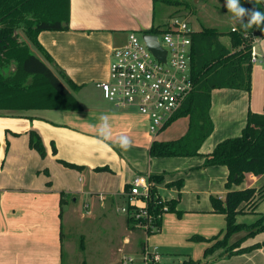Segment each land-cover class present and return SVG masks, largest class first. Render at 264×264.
<instances>
[{
  "label": "crops",
  "instance_id": "obj_1",
  "mask_svg": "<svg viewBox=\"0 0 264 264\" xmlns=\"http://www.w3.org/2000/svg\"><path fill=\"white\" fill-rule=\"evenodd\" d=\"M155 5L153 0H70L69 30L38 35L39 43L53 60L49 66L78 86L73 93L78 98L81 95L83 100H78L82 111H0V117L7 120L0 126L4 129L0 155V264H120L124 255L139 258L145 247H152L155 237L170 234L171 228L164 221L167 216L172 217L169 220L178 234L158 244L161 249L194 244L190 240L196 235L210 239L223 230H219V220L223 223L225 216L213 213L211 196L224 199L229 172L224 166L202 169L204 155L221 141L239 137L249 112L263 113L264 71L257 72L259 77L252 71L250 93L234 89L212 92L210 117L214 132L202 146V156L160 158L161 166L154 170L155 158L149 157L151 168L139 167L132 156H149L151 144L157 141L148 131V121L135 111L109 105L97 83L109 74L113 50L126 46L130 33L151 34ZM222 37L220 42L231 49L230 37L228 45ZM102 115L108 117L106 124L101 123ZM30 131L41 137L45 158L30 148ZM121 137H127L129 147H122ZM61 161L84 169L68 168ZM154 174L166 175L162 184L153 187L167 201L163 194L169 191L170 200H178L176 209L182 213L180 218L177 213L163 214L161 231L147 237L134 224H128L118 208L126 201L124 193L136 176ZM180 180L184 181L181 189L167 186ZM263 186L264 175L248 174L240 186L232 189ZM78 201L84 204L77 207ZM255 213L256 220L257 214H264V201ZM67 222H80L85 230L80 245L64 242ZM139 235L144 236L143 243L138 242ZM263 243L264 237L259 234L243 247ZM211 245L200 243L201 260L183 255L200 264L228 260L219 258L223 250L204 258L205 249ZM158 252L162 258L182 255L176 250Z\"/></svg>",
  "mask_w": 264,
  "mask_h": 264
},
{
  "label": "trees",
  "instance_id": "obj_2",
  "mask_svg": "<svg viewBox=\"0 0 264 264\" xmlns=\"http://www.w3.org/2000/svg\"><path fill=\"white\" fill-rule=\"evenodd\" d=\"M154 3H173L172 0H153ZM245 8L256 7L264 11V0H240ZM70 0H0V111L29 112L39 110L82 111L80 102L73 92L78 89L66 76H58L49 66L51 56L38 41L43 31H68ZM166 27H157L151 34H162ZM24 34V37L21 34ZM244 34L248 38H244ZM225 33L214 28H202L191 35V78L194 85L192 94L186 99L172 122L180 117L189 118V128L185 136L175 141H154L149 150L150 158H188L202 156L201 148L214 132L210 117L211 95L216 89L243 90L252 89L251 52L254 39L264 38V26L253 27L246 31L238 29L228 33L231 49L226 48L220 38ZM23 37V38H22ZM37 50L43 57L34 54ZM15 64V70L7 75L2 71ZM239 137L228 138L217 144L215 149L204 155L202 169L224 166L228 169L225 184L227 193L224 199L211 196L213 213L225 216L226 229L210 239L200 236L191 238L195 242L213 243L205 249L204 258L223 250L219 258L229 259L264 246L256 244L243 247V244L264 232V214H257L258 219L248 225L237 222V217L248 208L250 214H256L258 204L264 201V186L233 190L240 186L246 175L255 177L264 175V111L261 114L249 112L247 124ZM15 137L18 134H14ZM29 146L41 158L46 157V150L41 137L29 132ZM53 154L56 148L53 146ZM66 167L82 171L84 167L61 161ZM96 170H104L97 168ZM165 174L149 176L152 184H162ZM167 186L181 189L184 181H176ZM148 211L154 216L155 230L148 235L161 231L163 214L177 213L178 200L165 203L167 211L159 205L161 197L156 188L151 190ZM247 213V214H248ZM128 224H135L127 219ZM243 233L236 242L230 239ZM222 236V239H220ZM190 260L183 264H200Z\"/></svg>",
  "mask_w": 264,
  "mask_h": 264
},
{
  "label": "built area",
  "instance_id": "obj_3",
  "mask_svg": "<svg viewBox=\"0 0 264 264\" xmlns=\"http://www.w3.org/2000/svg\"><path fill=\"white\" fill-rule=\"evenodd\" d=\"M166 31L157 35L166 51L165 62L154 57L142 39L130 33L126 46L112 52L108 80L98 82L97 88L103 97L114 107L133 110L148 121V131L152 136L167 128L192 94L194 85L191 78V35L193 30L188 23L174 18ZM237 31V30H233ZM244 38H248L244 34ZM260 38L254 39L251 64H263L259 58ZM153 184L145 175L136 176L125 191V205L118 208L135 227L148 232L155 230L154 216L148 211ZM167 200L161 198L159 205L165 206ZM161 255L154 247L144 248L138 259L124 255L120 264H161Z\"/></svg>",
  "mask_w": 264,
  "mask_h": 264
},
{
  "label": "rangeland",
  "instance_id": "obj_4",
  "mask_svg": "<svg viewBox=\"0 0 264 264\" xmlns=\"http://www.w3.org/2000/svg\"><path fill=\"white\" fill-rule=\"evenodd\" d=\"M172 2L173 3H171V4H167L164 2L155 3L156 5L154 6L155 8L153 11L155 28H157L159 26H163L166 23L170 24L172 22V20L176 17L179 19L180 22L188 23L190 29L193 30L194 32L201 31L202 28H214V29H217L219 32L226 33L222 37V41L226 45H228V43H229V38H228L229 36L227 33L231 32L233 30L241 29L240 26L231 19V14L227 13V8L224 6L225 0H172ZM139 36H141V35H139ZM258 49H259L258 50L259 58L261 59L262 57H264V38L263 39L260 38V43H259ZM32 50H33L34 54H37L39 57L41 56L37 50H35L34 48ZM13 65L9 68V70H8L9 73L12 69H15L14 68L15 66H13ZM260 70L264 71V65L263 64H257V65L253 66V74L256 73V77L260 76L257 73ZM8 72L2 71L3 75L9 74ZM55 72H56V74H58V76H60V74L57 71H55ZM107 80H108V74L102 80L100 79L99 82H105ZM88 88L89 87H87V89ZM97 97L99 98V95ZM79 98L82 99L81 95L79 96ZM79 98L76 97L77 100ZM79 102H81V101H79ZM109 105H112V104L110 103ZM5 123H7V120L5 118L0 117V126H2V124H5ZM188 128H189V118L188 117H180L176 121L172 122L167 127V129L165 128L158 135L151 136V137L157 141H175V140H179L183 136H185L188 132ZM3 148H4V129L0 130V155H1V152L3 151ZM132 158L135 162L138 163L139 167H141L145 170H148V168H151L152 164L150 163L149 156L142 157L141 155L134 154L132 156ZM159 160H161V159L155 158L152 160V161H154L153 166H152L153 170L158 168V166H161V163L159 162ZM163 196L168 198V200L171 199L169 191L165 192L163 194ZM81 202L78 201L77 207L80 206L81 204H84V201H83V203H81ZM190 202L192 203L193 201H190ZM186 203H188V202L185 201V204ZM121 205H125V201H122ZM249 211L250 210L247 208L245 210V213L241 214L240 222H239L240 224H252L255 222L256 217L253 216V214L248 213ZM122 215H124V214H122ZM172 215L175 216V213H173ZM171 218H172L171 216H167L164 219L165 226L167 228H171V229H169L171 235L170 234L164 235L162 233L160 236H157V238L155 237L156 239L155 238L153 239L152 244H154V245L151 244V246L156 248L158 251L159 250H161V251L162 250L163 251L176 250L178 252H181L182 255H180V254L165 255V258L161 257L160 263L161 264H183L184 262H188V261L192 260L189 257H185L183 255V253L188 254V255L190 254V256L195 258L196 260H201L203 257V248L200 246L201 242L195 243V241L190 240L194 244L187 245V244L181 243L180 246H178L179 248H177V249H174V247H170V249L169 248L161 249L159 247L158 244H162V243L168 241L169 239H172L173 233L178 234L176 226H174L169 220ZM178 218H180V217H178ZM220 219H223V218H220ZM80 225H81L80 222H74V224H72L70 222L64 223V237H63L64 242L73 241L77 245L81 244V241L83 240V236L85 235V230H83V228L80 227ZM221 228L223 230L219 231L218 234L224 233V231L226 229V220H224V219H223V223H221L219 220V230ZM242 235H243V233H240L238 235L237 234L234 235L230 239V243L236 242ZM152 236L153 235H151V237ZM260 236H261V238H263L264 232L262 234H260ZM137 239H138V242L143 243L145 241V238L143 235H139L137 237ZM220 239H222V236H220ZM203 243H205V242H203ZM207 244L209 245V243H207ZM140 257H141V255H140ZM213 264H264V246H262L261 248H258V249H255V250L234 256L231 259L216 262Z\"/></svg>",
  "mask_w": 264,
  "mask_h": 264
},
{
  "label": "clouds",
  "instance_id": "obj_5",
  "mask_svg": "<svg viewBox=\"0 0 264 264\" xmlns=\"http://www.w3.org/2000/svg\"><path fill=\"white\" fill-rule=\"evenodd\" d=\"M224 6L227 8V13L231 14V19L237 23L241 29L246 31L254 26L257 28L264 26V11L256 7L245 8L242 6L240 0H225ZM100 120L101 123L106 124L108 122V117L102 115ZM120 143L124 148L130 145V141L127 137H121Z\"/></svg>",
  "mask_w": 264,
  "mask_h": 264
},
{
  "label": "water",
  "instance_id": "obj_6",
  "mask_svg": "<svg viewBox=\"0 0 264 264\" xmlns=\"http://www.w3.org/2000/svg\"><path fill=\"white\" fill-rule=\"evenodd\" d=\"M142 39L145 42L148 49L160 61L165 62L166 60V51L163 46L160 44L157 35H152L149 33H145L142 35Z\"/></svg>",
  "mask_w": 264,
  "mask_h": 264
}]
</instances>
